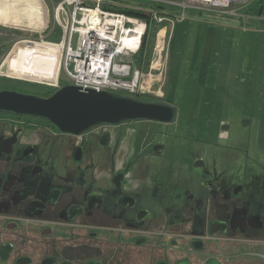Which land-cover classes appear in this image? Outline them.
Segmentation results:
<instances>
[{
    "label": "flooded vegetation",
    "instance_id": "obj_1",
    "mask_svg": "<svg viewBox=\"0 0 264 264\" xmlns=\"http://www.w3.org/2000/svg\"><path fill=\"white\" fill-rule=\"evenodd\" d=\"M37 120L0 113V264H264L259 123L198 148L149 129L140 150Z\"/></svg>",
    "mask_w": 264,
    "mask_h": 264
},
{
    "label": "rangeland",
    "instance_id": "obj_2",
    "mask_svg": "<svg viewBox=\"0 0 264 264\" xmlns=\"http://www.w3.org/2000/svg\"><path fill=\"white\" fill-rule=\"evenodd\" d=\"M53 2L0 1L4 13L15 22V25H0V37L4 38L5 48V52L0 54V71L18 43H51L45 38L58 27L53 17V9L56 6V2ZM243 7L256 16L261 5L254 1ZM163 9L173 14L179 11L165 5ZM187 14L198 16L194 11H188ZM199 18L176 23L172 31L170 58L160 98H165L164 102L176 107V122L172 125L151 121L124 124L118 127L117 131L124 138L122 149L131 143L137 145L140 150L147 148L152 134L149 138L144 131L149 129L152 132H163L171 138L176 136L185 139L182 144L194 143L195 148H198V142H214L217 136L221 135V122H227L225 135L232 144L239 141L242 128L243 134L251 129L255 132L252 127L258 128L259 123V127L264 130V25L260 24L264 22V11L259 25H255L256 22L244 21L239 28H236L237 25L230 27L202 21L205 18L210 21L212 17L209 15H201ZM35 19L36 22L39 19L45 21L41 31L28 26ZM256 26L259 30L255 29ZM76 39L77 36L74 37L73 48L76 47ZM57 70L53 67L20 62L14 73L0 72V78L7 79L2 83L0 81V90L36 96H43L47 91L52 94L56 89L36 82L54 80ZM59 79L60 86L70 85L61 70ZM171 143L174 142L169 139V147ZM167 156V160L170 159L174 165L179 163L176 157L170 158L168 152ZM122 158L123 154H120L119 163ZM145 163L147 162L144 159L141 160L142 166L147 169ZM145 172L146 170H141L136 174L143 175ZM181 176L186 177L187 172L181 171Z\"/></svg>",
    "mask_w": 264,
    "mask_h": 264
},
{
    "label": "built area",
    "instance_id": "obj_3",
    "mask_svg": "<svg viewBox=\"0 0 264 264\" xmlns=\"http://www.w3.org/2000/svg\"><path fill=\"white\" fill-rule=\"evenodd\" d=\"M51 1L56 2L53 17L60 29V40L57 43L42 44L49 49L58 50L59 67L54 80L36 83L58 89L61 70L70 85L81 91H105L132 97L151 95L160 98L172 31L176 23L195 18L188 15V11L218 17H239L238 8L260 0ZM131 2L139 5L134 6ZM164 5L179 11L170 13L163 9ZM133 12L140 16L133 15ZM95 15L100 18L96 20ZM147 20L162 27L156 34L149 69L143 73L133 65L132 59L142 48ZM75 36L76 47L73 48Z\"/></svg>",
    "mask_w": 264,
    "mask_h": 264
},
{
    "label": "water",
    "instance_id": "obj_4",
    "mask_svg": "<svg viewBox=\"0 0 264 264\" xmlns=\"http://www.w3.org/2000/svg\"><path fill=\"white\" fill-rule=\"evenodd\" d=\"M59 18L62 21L60 14ZM0 113L44 120L59 133L74 136L101 126L118 127L136 121L173 124L177 119L176 107L167 102L113 92L81 91L67 84L48 97L0 90Z\"/></svg>",
    "mask_w": 264,
    "mask_h": 264
},
{
    "label": "trees",
    "instance_id": "obj_5",
    "mask_svg": "<svg viewBox=\"0 0 264 264\" xmlns=\"http://www.w3.org/2000/svg\"><path fill=\"white\" fill-rule=\"evenodd\" d=\"M1 1V0H0ZM20 3H27L28 0H15ZM259 2L260 5L263 3L262 0L256 1ZM114 11V10H112ZM116 12H121L116 10ZM133 15H139L137 12H133ZM201 15L206 14H198V18ZM11 18H8L7 15L4 13L0 6V25H15L13 21L10 20ZM200 19V18H199ZM207 19V18H205ZM204 19V20H205ZM45 21L39 19L36 22V19L34 21H31L28 25L29 27L35 29L36 31H41L44 28ZM28 24V22H27ZM162 26L157 25L149 20H147V29L146 33L143 39V45L138 54H136L133 59L132 63L133 65L138 68L141 72L146 73L149 69V65L152 59L153 49L155 45L156 40V34L159 31V29ZM49 30V29H48ZM49 32L47 31L46 34ZM3 40L4 38L0 37V54H3L5 52V48L3 46ZM47 42L51 43H57L60 40V29L59 27H55L54 30L48 34L45 38ZM172 43V38L170 42V47ZM16 50V51H14ZM170 50V49H169ZM29 63V64H36V65H43L48 67H53L58 69L59 67V56H58V50L49 49L45 45L41 43H30V42H20L18 43L14 49L10 52L9 56L7 57L6 61L4 62L1 71L2 73H14L17 69V66L19 63ZM7 80L5 78H0L1 83ZM51 93L47 91L45 95L42 97H48ZM137 98L143 99L145 101H152V102H162L161 99L156 98L151 95H143V96H137ZM40 123H45L49 125L46 121H40L37 120ZM51 126V125H49Z\"/></svg>",
    "mask_w": 264,
    "mask_h": 264
},
{
    "label": "crops",
    "instance_id": "obj_6",
    "mask_svg": "<svg viewBox=\"0 0 264 264\" xmlns=\"http://www.w3.org/2000/svg\"><path fill=\"white\" fill-rule=\"evenodd\" d=\"M262 1H263V3L261 4V7L259 8V11H258L256 16L252 15L250 13V10H245L244 7H241V8L237 9L238 10V14L240 15L239 17H230V18H228V17H218V16H215V15H209L210 17H212V19H210V21H207L208 19H206V20H202L201 19V20L202 21H206V22H211V23L214 22L215 24H218V25H229L230 27L237 25L236 28H239L241 23H243L244 21L256 22L255 25H259V23H260L259 19L262 16L263 11H264V0H262ZM195 18H197V16ZM193 21H197V20H193ZM260 24L264 25V22H261ZM255 29L259 30L258 26H256ZM172 38H173V35H172ZM170 49H171V47H170ZM170 52L171 51L169 50V58H170Z\"/></svg>",
    "mask_w": 264,
    "mask_h": 264
},
{
    "label": "bare ground",
    "instance_id": "obj_7",
    "mask_svg": "<svg viewBox=\"0 0 264 264\" xmlns=\"http://www.w3.org/2000/svg\"><path fill=\"white\" fill-rule=\"evenodd\" d=\"M94 17H95L96 20H98L100 18L99 15H95Z\"/></svg>",
    "mask_w": 264,
    "mask_h": 264
}]
</instances>
